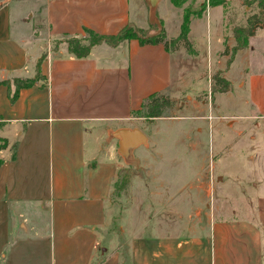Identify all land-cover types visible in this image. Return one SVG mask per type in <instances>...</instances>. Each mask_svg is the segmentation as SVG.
<instances>
[{
	"label": "crops",
	"instance_id": "obj_1",
	"mask_svg": "<svg viewBox=\"0 0 264 264\" xmlns=\"http://www.w3.org/2000/svg\"><path fill=\"white\" fill-rule=\"evenodd\" d=\"M231 1L191 17L192 53L129 39L76 57L68 39L146 28L156 9L148 0H0V264H264V19L228 63ZM199 27L205 48L194 45ZM200 66L209 88L217 72L230 83L209 106L194 97ZM14 78L36 80L11 101ZM153 93H187L178 113L154 119L207 121L177 139L193 160L187 181L169 190L134 174L121 205L112 193L123 160L110 133L139 128L149 145L134 112Z\"/></svg>",
	"mask_w": 264,
	"mask_h": 264
},
{
	"label": "rangeland",
	"instance_id": "obj_2",
	"mask_svg": "<svg viewBox=\"0 0 264 264\" xmlns=\"http://www.w3.org/2000/svg\"><path fill=\"white\" fill-rule=\"evenodd\" d=\"M170 1V2H169ZM181 6L177 7L171 4V0H161L159 5L156 8L157 12L151 13L150 20L155 21L156 15L158 13V17L161 18V16L166 18V28H165V21L163 20L162 27L164 29V37L168 42H171L174 38H176L178 35H176L175 31H173L179 24L181 23L182 14L185 9L188 10H195L197 9L198 2L196 0H182ZM170 5V6H169ZM148 6V5H147ZM174 6V7H173ZM229 15H232L233 19V27H240L243 26L246 22V18L253 14V13H260V15H263L264 19V10L261 12L257 9L255 2L250 4L249 6L243 4V0H232L230 2L229 6ZM155 11V10H154ZM142 16L143 13H142ZM180 18V21H177V19ZM163 19V18H162ZM179 22V24H178ZM150 26L149 21L147 22L146 28ZM153 28V27H151ZM172 31L174 33H172ZM172 33V35L170 34ZM201 33L203 36V43L201 40V36L198 34ZM174 34V35H173ZM232 34V33H231ZM84 35L86 38L90 39V35L85 31ZM197 41L194 42L200 47L203 45V47H206V38L204 35V27H199L197 32ZM199 38V39H198ZM220 44L219 39L216 37L213 39V45ZM170 47L173 51L179 50V49H185L188 53H190L186 47H184L183 44L180 43H174L170 44ZM241 61L237 60L235 61V65L233 68V72L237 74L238 69L240 68ZM205 71V75L198 77L196 79V86L203 87L201 88L197 94H194V97L199 103L206 102L209 106V103L213 104V92L212 87L209 88L207 86V72L206 68L200 66L198 70V76L199 74ZM213 75L211 74L210 77V83L213 84ZM194 86H190L188 88L189 93L193 91ZM210 93V96H209ZM187 93H183L179 96L178 99H171L173 101V104H168L162 111V117L169 116L168 114H174L177 112L178 105H182L184 102L187 101L186 97ZM211 98V99H210ZM234 107H229L226 110H233ZM146 108H144L142 105L139 109H137L134 112V116L141 118L143 122H145V125L147 126L146 134H150L149 137V145H141L138 148H136L132 153V161L130 163H126L123 158V168L117 173L114 186H113V193L112 197L113 200L120 201L121 205L126 204V197H123L122 195L126 196L128 194V190L130 188V181L129 179H133L135 174V179L139 178H150V176H155L159 178L160 180L165 181L167 184H169L168 188L169 190H174L177 188L174 185H180L183 182L187 181L189 179V176L192 172L190 169L192 166V158L189 157V155L185 154L184 152V144H182L180 141L177 142V139H179V136L186 132V130H189L194 126L196 123L205 122L207 120H194V119H185L183 117L181 118H174L173 120H167L163 119L160 120V118L154 119L149 118L145 115ZM178 113V112H177ZM181 113V112H180ZM183 113L188 112H182ZM201 113V112H200ZM199 113V114H200ZM208 113L207 109L203 114ZM202 115V114H201ZM166 116V117H167ZM209 118V116H208ZM160 130H162V133H165L164 137H160ZM162 135V134H161ZM143 151L139 154L140 151ZM176 159V163L172 162V159ZM154 165L155 167H153ZM161 168V171L159 170ZM137 181V180H136ZM136 187L139 185V182H136ZM124 202H122V201ZM137 224L141 226L142 224L139 222L140 219L136 217ZM143 229V228H142ZM148 229H146L147 231ZM123 242V241H121ZM122 256L125 258L128 257V251L126 248H122ZM109 252H110V245H109Z\"/></svg>",
	"mask_w": 264,
	"mask_h": 264
},
{
	"label": "trees",
	"instance_id": "obj_3",
	"mask_svg": "<svg viewBox=\"0 0 264 264\" xmlns=\"http://www.w3.org/2000/svg\"><path fill=\"white\" fill-rule=\"evenodd\" d=\"M172 3L179 7L182 4V0H171ZM226 0H208L206 2L200 3L195 10L185 9L183 12V21L181 24V29L179 35L168 42L164 37V29L162 27V20L155 19V21H151L148 28H140L135 25L128 24L123 27L118 33L113 35H103L93 32L92 30H85L89 35L90 39H80V38H70L67 40L68 49L76 57H84L86 56L90 48L97 43L107 42L111 45H115L123 40L129 39H137L141 44H158L162 43L166 49H172L170 44L180 43L183 44L187 50L192 53L194 52L191 43L188 41L187 34L189 31V23L192 16L201 15L207 8V5L214 6L217 4H221ZM256 4L257 9L261 12L264 10V0H243V4L249 6L250 4ZM263 22V15L256 12L249 15L246 18V22L243 26L234 27L232 29L233 36L235 38V45L231 48L230 59L228 63H230L233 55L240 49L246 48L248 46V39L251 37L255 29L261 26ZM153 27V28H151ZM227 49L224 50V54L227 53ZM213 84L212 92L220 91L224 92L229 90L230 83L226 79L222 78L219 73H215L212 77ZM35 78H14L13 84L15 86V90L11 95V101H14L17 98L18 91L21 88L30 87L35 82ZM173 104V101L169 98V96L161 94V93H153L149 95L142 106L146 108L145 115L149 118H156L162 116L163 109L168 104ZM7 139L0 137V151L7 147ZM2 159L0 157V165L2 164Z\"/></svg>",
	"mask_w": 264,
	"mask_h": 264
},
{
	"label": "water",
	"instance_id": "obj_4",
	"mask_svg": "<svg viewBox=\"0 0 264 264\" xmlns=\"http://www.w3.org/2000/svg\"><path fill=\"white\" fill-rule=\"evenodd\" d=\"M158 1L148 0L151 11L156 9ZM110 136L118 140V153L126 163L132 161V153L137 147L147 144V136L139 128H119L112 131Z\"/></svg>",
	"mask_w": 264,
	"mask_h": 264
}]
</instances>
